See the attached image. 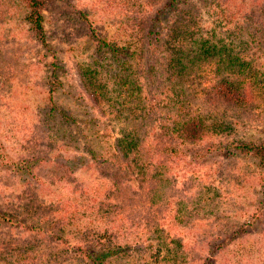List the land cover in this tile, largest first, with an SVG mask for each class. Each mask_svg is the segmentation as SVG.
I'll return each instance as SVG.
<instances>
[{"label":"rangeland","instance_id":"rangeland-1","mask_svg":"<svg viewBox=\"0 0 264 264\" xmlns=\"http://www.w3.org/2000/svg\"><path fill=\"white\" fill-rule=\"evenodd\" d=\"M163 3L45 0L40 40L20 0H0V214L8 219L0 224V264H90L79 247L116 245L100 264H264V208L254 231L228 239L264 194L257 161L231 149L264 138V0H177L162 30L180 32L173 21L186 17L196 36L207 32L208 46L237 58L240 105L210 91L220 76L213 58L187 65L180 83L165 52L153 51L152 62L136 57L145 107L133 105L135 114L122 108L110 81L105 99L93 100L97 82L80 73L112 72L108 56L94 54L90 27L142 44L144 21ZM186 113L211 128L195 144L164 130ZM124 135L138 159H111L112 143ZM90 151L109 159L101 166Z\"/></svg>","mask_w":264,"mask_h":264},{"label":"trees","instance_id":"trees-1","mask_svg":"<svg viewBox=\"0 0 264 264\" xmlns=\"http://www.w3.org/2000/svg\"><path fill=\"white\" fill-rule=\"evenodd\" d=\"M177 0H164V3L159 9L154 10L152 15L146 19L144 25L143 40L137 45L130 44L129 42H116L109 40L105 37L99 36L94 28H89V38L95 43L94 54L102 56L103 60H109L108 67L112 72L106 77L98 78L99 74L95 70H90L89 67L81 69L80 73L89 79V83L95 79L97 86L89 91V95L93 97V100L98 101L102 97H106V82L110 81L111 91L115 93V98L120 102L122 108H126L128 112H136L137 107L133 105L139 104L144 109L143 98L141 96V86L139 84V77L137 76L134 67L133 60L137 57L139 60L145 57L147 62H152L150 54L154 52H165L166 68L173 77L181 78L180 83L187 77L186 71L191 70V66L198 65L199 63H205L209 59H214L216 72L220 71V76L214 80L211 84L210 91L219 99L224 102L234 105H240L243 101L244 91L240 87V81L237 80L236 75L239 73L241 67L236 63L237 58L227 54L224 51L215 50V46H208L209 40L206 38V31H200L201 36L196 34L188 28L186 17L182 22H175L173 24L178 25L183 29L180 32L166 33L162 31L165 27H169L171 22L169 19V13H172V6L175 5ZM21 4L25 8V20L29 24V30L33 32L34 36L38 39H42L43 34V16L42 10L45 0H20ZM171 11V12H170ZM264 11V9H263ZM264 15V14H263ZM177 21H180L178 18ZM182 25V26H181ZM264 31V30H263ZM202 32V33H201ZM164 37L167 38V43L163 42ZM149 45L144 48L143 45ZM168 46V47H167ZM152 50L149 51V49ZM144 48V49H143ZM139 54V56H137ZM107 55V56H106ZM187 65H191L187 67ZM99 66V65H98ZM102 67V66H100ZM154 70L152 64H148L145 70L146 74H150V71ZM253 74V73H252ZM151 77V74H150ZM249 79L252 75H248ZM184 78V79H182ZM106 81V82H105ZM185 103H181L179 107H184ZM215 129L221 133L224 130L219 124H215ZM161 128H164L162 126ZM166 131L177 139L181 144H195L206 136V133L211 130L210 126L206 124L205 120L201 117L191 116L188 113L176 114L171 123L165 126ZM121 145H124L123 147ZM138 147L133 143L131 138L124 137L116 139L112 143V149L110 157H117L116 154L120 153L124 160H128V155L133 153L137 155L134 159H138ZM140 149V148H139ZM239 154L247 155L254 158L257 161L258 167L264 171V138L257 143H244L237 142L231 148ZM209 149L199 154L198 158H204L209 154ZM234 153V152H230ZM89 160L96 162L103 166L104 156H97L94 152H88ZM99 159V160H98ZM98 161V162H97ZM136 162L133 163L135 165ZM139 173L140 170H139ZM261 187L264 189V173L261 175ZM260 182V181H259ZM264 208V194L259 200L256 208L251 215L243 222L238 229L234 230L230 236L236 237L240 234H247L255 229V222L258 221L259 212ZM8 223L7 216L0 214V224ZM232 240H226L224 243H218L213 248L219 250ZM225 244V245H224ZM114 249L112 246H107V249H94L92 247H79L78 251L81 257L88 261L90 264H100L108 256L113 255ZM208 264V263H206Z\"/></svg>","mask_w":264,"mask_h":264}]
</instances>
